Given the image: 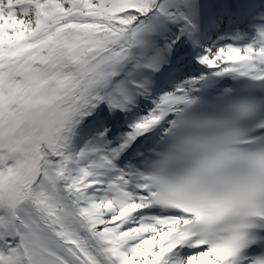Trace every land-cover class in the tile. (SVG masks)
<instances>
[{
    "label": "snow or ice",
    "instance_id": "snow-or-ice-1",
    "mask_svg": "<svg viewBox=\"0 0 264 264\" xmlns=\"http://www.w3.org/2000/svg\"><path fill=\"white\" fill-rule=\"evenodd\" d=\"M0 264H264V0H0Z\"/></svg>",
    "mask_w": 264,
    "mask_h": 264
}]
</instances>
